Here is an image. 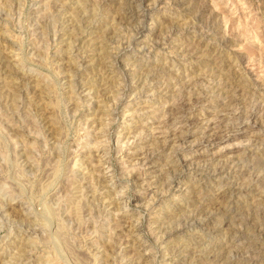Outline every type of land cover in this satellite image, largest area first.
Instances as JSON below:
<instances>
[{"label":"rangeland","instance_id":"1","mask_svg":"<svg viewBox=\"0 0 264 264\" xmlns=\"http://www.w3.org/2000/svg\"><path fill=\"white\" fill-rule=\"evenodd\" d=\"M141 2L103 0L101 6L109 20L98 27L88 24L77 0H0V128L16 142L9 144V159L23 168L33 154V145L38 151L45 140H54L59 134L53 120L56 110L49 108L48 89L36 76L24 77L17 72L14 54L22 48L23 55H35L34 63L39 65L44 52L38 45H51L49 65L63 77L56 83L66 81L69 85L60 93L67 103L71 100L72 73L76 72L68 44L75 40L72 53L84 49L88 64L87 71L77 74V87L87 90L96 85L91 97L81 96L85 109L79 122L99 129L104 115L101 102L105 77L126 72L132 85L128 111L138 114L125 122L126 100L121 106L117 135L123 133L128 139L139 132L145 134L122 154L123 164L113 162L104 167L102 149L85 148L78 154L88 172V187L97 195L94 204L81 202L78 214L73 210L72 219L77 221L73 229L83 221L81 235L90 234L97 224L104 231L103 239L96 238L99 248L85 240L87 250L77 256L90 264L91 251L101 256L103 264H114L112 257L120 250L121 242L135 243L129 240L128 211L147 203L153 195L159 201L157 208H170L174 198L179 197L184 205L196 209L200 219L211 217L208 227L219 229L225 249L229 244L264 247V80L260 79L264 75V0H158L159 10L149 14V27L135 33L133 50L121 58L118 67L109 68L99 59L101 47L105 42H115L117 27L128 29L136 24ZM153 22L157 25L154 29ZM21 34L22 45L15 39ZM177 92L180 99L174 105ZM232 94L242 103L247 97L246 108H255L253 121L259 127L248 131V137L254 139L247 149L233 150L236 138L228 139L224 131L228 123L224 100L212 99ZM181 103L186 112L183 118L171 114V108ZM75 110L73 102L71 111ZM213 119L220 121L219 128L205 123ZM214 130L220 131V138L207 142ZM174 145H183L185 150L176 155ZM241 151L245 158L240 156ZM115 155L110 152L109 159ZM136 163L143 166L142 170L127 173L124 165L131 168ZM121 175L131 186V192L124 196L120 195L123 184L117 179ZM169 176L176 177L177 182L169 181ZM109 180L117 185L115 190L109 187ZM26 211L19 201L9 203L0 219L17 232L15 225L26 219ZM112 230L115 236L110 243ZM131 253L129 249L127 254ZM230 259L225 254L221 264H228ZM68 264L74 262L69 259ZM115 264H119V258Z\"/></svg>","mask_w":264,"mask_h":264},{"label":"clouds","instance_id":"2","mask_svg":"<svg viewBox=\"0 0 264 264\" xmlns=\"http://www.w3.org/2000/svg\"><path fill=\"white\" fill-rule=\"evenodd\" d=\"M103 0H77V5L84 9V17L91 26L104 27L109 17L102 8ZM141 15L132 28L121 29L117 27V38L114 43L105 42L101 47L99 59L109 68L118 67L121 58L132 51V41L137 37L135 33L143 32L149 27V14L157 12L158 0H142ZM108 27L112 25L108 24ZM156 23L151 27L154 29ZM166 27V26H165ZM19 30L23 31L22 24ZM106 30V29H105ZM164 28H162V31ZM170 31V29H168ZM84 34V30H81ZM53 35L55 26L53 25ZM91 38V37H90ZM17 43L22 45L24 36L21 34L15 37ZM47 37H45V41ZM75 40L68 44V51L73 57L76 72L72 73L71 100L67 103L61 98V90H67L68 83H56L57 78L63 79L60 73L54 72L49 65L48 53L51 45L46 42L38 45L44 56L42 63L36 65L35 55H23L22 48L14 54V65L18 73L24 77L36 76L47 89L49 108L56 110L53 117L59 134L54 140H45L43 146L37 151L33 145V154L28 161L24 162L23 168L19 163L9 159V144L16 142L7 137L0 128V214L5 213L6 204H15L18 201L27 208L26 219L14 232L13 226L0 219V264H68L71 259L74 264H88L77 256V253L87 250L85 240H91L94 247L96 238L103 239L101 232L102 225H95L88 235H81V229L85 227L83 221L80 226L73 229L77 223L72 219L73 210L79 212L81 202L86 205L94 204L97 193L93 192L87 184L88 172L78 159V154L85 148L103 150L102 161H106L104 167L116 162L123 164L122 154L130 151V146L139 137H144L143 132L137 133L136 137L123 138V133L117 135L120 127L121 106L127 100L129 104L123 108V116L126 118L138 113L128 111L131 107L132 97L128 96L132 85L129 76L125 72L122 75L113 73L112 77H105L104 99L101 108L104 115L101 117L99 129L88 128L79 122L85 104L81 96L91 97L92 88L84 90L77 87V74L87 71L88 64L82 49L79 54L72 53ZM264 80V75L260 77ZM110 81V83H109ZM180 99L179 92L174 98L173 104ZM212 99H223L225 104L224 115L228 123L224 126L225 135L228 139L236 138L232 145L233 150L247 149L252 146L253 139L248 137V131L259 127L254 123L253 114L255 108H246L247 97L244 103L234 94L229 97H212ZM55 101L53 103L52 101ZM76 104V110L71 111V104ZM220 110L217 109V113ZM217 113H214V117ZM3 115V113H0ZM5 119L9 117L4 116ZM206 124L214 123L219 128L220 121L213 119L206 120ZM177 131L180 126L176 125ZM112 138L115 139V146H112ZM92 141H95L94 143ZM76 144L73 149L72 145ZM183 145H174L173 152L179 155L184 151ZM110 152L116 155L109 159ZM14 155V153H13ZM240 156L245 158V152L241 151ZM252 167L251 164L247 165ZM127 173L141 171L143 166L139 163L131 168L125 164ZM24 169H27L25 171ZM111 175H115L112 168H108ZM83 174V176H81ZM100 175H104L103 172ZM180 173H177V177ZM123 184L120 195L124 196L131 192V186L124 182L123 175L118 177ZM169 181L175 183L177 178L168 177ZM109 187L113 190L117 185L111 180ZM167 196V193H164ZM159 203L153 195L147 198V203L138 204L134 209L128 211L129 240L134 244L119 245V251L115 253L112 260L115 264L119 258V264H221L227 257L231 258L228 264H264V247L259 244L245 248L243 245L233 246L229 244L224 248L219 239V229H209L208 221L211 219H200L195 215L196 209L184 205L179 197L174 198L170 208H157ZM119 216L120 213H117ZM115 236L112 230L109 234ZM132 249L131 255L128 250ZM102 251V250H101ZM91 256L90 264H103L100 255Z\"/></svg>","mask_w":264,"mask_h":264},{"label":"bare ground","instance_id":"3","mask_svg":"<svg viewBox=\"0 0 264 264\" xmlns=\"http://www.w3.org/2000/svg\"><path fill=\"white\" fill-rule=\"evenodd\" d=\"M171 111H172V113L171 114H173V115H175L176 117H180V118H183V117H185L186 116V112H185V109L182 107V103L179 105V106H177V107H174V108H171ZM215 131V130H214ZM176 134V133H175ZM220 136H221V134H220V131H215V132H213V134H211V136H210V138H209V140L210 141H207V142H213L215 139H217V138H220ZM184 137H186L185 135H184ZM183 139H184V141L186 140L185 138H182V139H179L178 138V140H180L181 142L183 141ZM146 158H148V157H146ZM219 169V168H218ZM237 190V189H236ZM238 190H240V188H238ZM256 217V216H255ZM264 221V220H263ZM250 226V225H249Z\"/></svg>","mask_w":264,"mask_h":264}]
</instances>
